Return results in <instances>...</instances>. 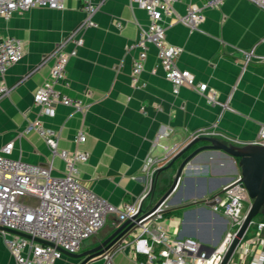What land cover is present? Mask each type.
<instances>
[{
    "label": "crops",
    "instance_id": "0c3cea01",
    "mask_svg": "<svg viewBox=\"0 0 264 264\" xmlns=\"http://www.w3.org/2000/svg\"><path fill=\"white\" fill-rule=\"evenodd\" d=\"M205 1L178 0L174 4L177 13L184 14L189 4H196L203 7L204 20L195 29L182 23L169 24L166 40L182 48L178 67L188 69L196 81L215 91L214 103L186 86L174 92L152 45H148L139 83L134 85L131 69L138 53L134 43L139 28L148 22L147 13L130 0H104L92 16L96 25L82 31L83 43L67 63L69 85H56L63 94L81 99L87 108L76 111L57 103L54 115H45L33 103V94L48 80L52 65L51 58L42 60L85 18V13L78 0H65L61 10L34 7L15 12L8 19L0 18V36L18 38L25 45L23 57L4 75L12 89L0 97V145L12 142L14 159L46 164L51 158L48 147L33 129H26L33 120L40 119L58 132L59 149H75L73 137L83 128L86 140L78 147L89 157L79 165L80 179L110 204L121 205L141 193L145 182L142 165L148 155L161 159L165 148L183 146L197 130L213 129L241 143L254 141L264 126V66L257 62L244 66L242 51L253 49L264 55V11L249 0H223L216 7L203 6ZM118 21L120 27L116 26ZM72 46L68 42L65 49ZM161 127L169 128V134L154 145ZM233 164L222 153L199 157L182 174L168 200L165 212L169 214L160 224L202 243L212 245L220 240L228 220L214 212L208 200L237 174ZM62 173L63 162L55 157L52 174ZM173 173L168 170L159 174L153 193L143 202L144 209L158 202ZM159 179L163 182L158 186ZM109 219L99 230L100 235L87 239L79 252L97 245L120 223L113 215ZM79 261L64 254L55 264ZM0 264H15L1 232ZM87 264L141 263L126 246L115 251L109 262L103 255Z\"/></svg>",
    "mask_w": 264,
    "mask_h": 264
},
{
    "label": "built area",
    "instance_id": "2783aa9c",
    "mask_svg": "<svg viewBox=\"0 0 264 264\" xmlns=\"http://www.w3.org/2000/svg\"><path fill=\"white\" fill-rule=\"evenodd\" d=\"M78 1L85 18L42 60L45 62L52 59L49 78L33 94V103L48 116L54 115L57 103L71 106L76 111L87 108L81 99L69 97L56 88L60 83L69 85L67 63L77 55V49L83 43L82 31L96 25L92 16L104 0ZM130 1L144 9L148 16L147 24L139 28L134 43L138 53L132 62L131 82L138 85L147 58L148 45H152L157 51L158 65L164 77L172 83L174 92L180 86H186L203 95L208 102L214 103L215 91L209 89L205 83L196 81L188 69L178 67L177 58L182 48L166 40V28L169 24L182 23L190 29L197 28L204 20L203 7L189 4L186 12L179 14L174 9L178 0ZM222 1L206 0L203 6L216 7ZM249 1L264 11V0ZM34 7L61 10L65 7V0H0V18L8 19L15 12ZM121 25V22H116L117 27ZM68 42L73 45L70 50L65 49ZM24 54L25 45L22 40L0 36V97L8 95L12 89L4 81L6 70ZM242 61L244 66L251 62L264 66V55L256 54L253 49L242 51ZM26 129H33L39 135L48 147L51 158L46 164L32 165L11 157L12 142L0 145V227L31 236L29 239L0 230L15 264H55L64 256V252L78 253L83 242L96 235L112 215L120 223L131 219L137 227L115 250L104 254L107 262L115 251L129 246L131 255L141 264H220L251 203L239 173L208 200L212 204V210L223 214L228 220L223 236L215 245L202 243L192 236L181 235L179 231H170L160 224L168 200L178 184L155 210L151 211L152 207L144 209L143 202L153 193L157 170L166 165L185 144L197 137L222 138L226 143L238 145L264 146V126L260 127L257 138L247 143H241L213 129L197 130L189 135L183 146L165 148V156L161 159L148 155L142 165L145 182L141 193L133 201L113 205L92 192L80 179L79 165L87 162L89 157L88 152L78 147L86 140V131L83 128L78 129L73 137L76 145L73 150L59 149L58 132L45 126L40 119L33 120ZM169 131V128L161 127L153 144L166 137ZM55 157L63 162V173L60 176L52 174ZM35 239L43 240L47 244ZM240 245L241 242L227 264H264V239H257L253 246ZM207 248H212L211 252ZM139 256L142 258L139 259Z\"/></svg>",
    "mask_w": 264,
    "mask_h": 264
},
{
    "label": "water",
    "instance_id": "95a60500",
    "mask_svg": "<svg viewBox=\"0 0 264 264\" xmlns=\"http://www.w3.org/2000/svg\"><path fill=\"white\" fill-rule=\"evenodd\" d=\"M201 142L203 143L202 145L196 146ZM213 153H222L233 161L234 170L236 173L241 175V179L247 190L248 197L251 199V203L245 213L244 219L237 228L235 235L220 263L227 264L235 248L246 233L253 218L264 212V146L254 144L238 145L226 143L218 138L208 136H200L189 141L170 159L166 165L157 170L154 181L155 184L159 174L162 171L170 170L174 171V173L171 174L172 180L168 189L158 200V202L152 207L151 211L155 210L166 200V198L170 195V193L180 181L182 174L188 171L190 166L199 157L202 155L210 157L213 155ZM234 159H237V163H235ZM198 202L199 201H196L194 204H197ZM191 204L182 205L181 208H186ZM208 206L211 205L208 204ZM135 227H137L135 222L131 219H127L126 221L119 223L117 227L102 241H99L97 245L85 249L79 253L64 252V254L74 259L80 260L77 264H87L92 259L103 256L108 251L116 248L124 238L129 236L130 232ZM224 229H226V225ZM0 230L31 239V236L21 232L7 230L3 227H0ZM35 241L47 244V242L40 239H35ZM218 241H216L213 245L217 244ZM207 249L209 252L212 250V248Z\"/></svg>",
    "mask_w": 264,
    "mask_h": 264
},
{
    "label": "rangeland",
    "instance_id": "374dc122",
    "mask_svg": "<svg viewBox=\"0 0 264 264\" xmlns=\"http://www.w3.org/2000/svg\"><path fill=\"white\" fill-rule=\"evenodd\" d=\"M171 180H172V175L169 176L166 184L167 185L170 184ZM158 182H160L158 184V186H159L163 181L161 179H159ZM145 206H146V203L144 204V207ZM109 220L110 219L108 217L107 221H106L107 224L109 223ZM261 224H264V212L262 214H258L257 216H255L253 218V220H252L251 224L249 225L246 233L244 234L243 238L240 241L241 242L240 247L243 245H247V244L250 246H253L254 244H256L257 239L259 241H260V239H264V227H261ZM227 226H228V224H227ZM98 233L100 235L101 232H98ZM85 241L83 242V244L85 243Z\"/></svg>",
    "mask_w": 264,
    "mask_h": 264
},
{
    "label": "trees",
    "instance_id": "16d2710c",
    "mask_svg": "<svg viewBox=\"0 0 264 264\" xmlns=\"http://www.w3.org/2000/svg\"><path fill=\"white\" fill-rule=\"evenodd\" d=\"M169 213L168 212H164V215H168ZM262 214V213H261Z\"/></svg>",
    "mask_w": 264,
    "mask_h": 264
}]
</instances>
